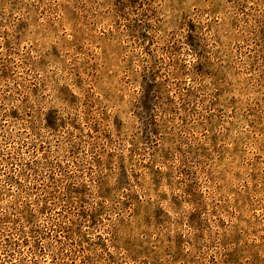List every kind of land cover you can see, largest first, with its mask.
Here are the masks:
<instances>
[{"label":"rangeland","instance_id":"rangeland-1","mask_svg":"<svg viewBox=\"0 0 264 264\" xmlns=\"http://www.w3.org/2000/svg\"><path fill=\"white\" fill-rule=\"evenodd\" d=\"M0 264H264V0H0Z\"/></svg>","mask_w":264,"mask_h":264}]
</instances>
